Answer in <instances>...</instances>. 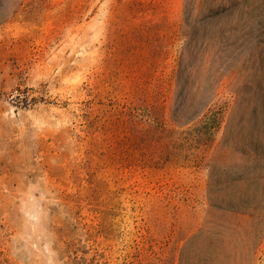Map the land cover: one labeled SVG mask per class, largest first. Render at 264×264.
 I'll use <instances>...</instances> for the list:
<instances>
[{"label": "rangeland", "instance_id": "374dc122", "mask_svg": "<svg viewBox=\"0 0 264 264\" xmlns=\"http://www.w3.org/2000/svg\"><path fill=\"white\" fill-rule=\"evenodd\" d=\"M0 264H264V0H0Z\"/></svg>", "mask_w": 264, "mask_h": 264}]
</instances>
